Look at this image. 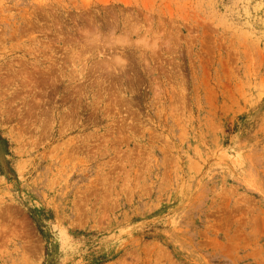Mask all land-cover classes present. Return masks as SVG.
Wrapping results in <instances>:
<instances>
[{"label": "rangeland", "instance_id": "1", "mask_svg": "<svg viewBox=\"0 0 264 264\" xmlns=\"http://www.w3.org/2000/svg\"><path fill=\"white\" fill-rule=\"evenodd\" d=\"M0 264H264V0H0Z\"/></svg>", "mask_w": 264, "mask_h": 264}]
</instances>
